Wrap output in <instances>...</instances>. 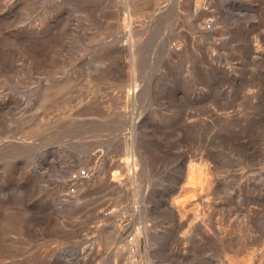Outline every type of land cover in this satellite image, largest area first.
I'll return each mask as SVG.
<instances>
[{
    "label": "rangeland",
    "instance_id": "1",
    "mask_svg": "<svg viewBox=\"0 0 264 264\" xmlns=\"http://www.w3.org/2000/svg\"><path fill=\"white\" fill-rule=\"evenodd\" d=\"M210 2L0 0V264H264V0Z\"/></svg>",
    "mask_w": 264,
    "mask_h": 264
},
{
    "label": "built area",
    "instance_id": "2",
    "mask_svg": "<svg viewBox=\"0 0 264 264\" xmlns=\"http://www.w3.org/2000/svg\"><path fill=\"white\" fill-rule=\"evenodd\" d=\"M90 174V169L88 166H77L74 169L70 170L68 173V178H67V188L66 192L67 193H74L77 191L80 182L88 177ZM133 238L131 237V240ZM130 240V241H131ZM131 251H137V247L135 245H131L129 248Z\"/></svg>",
    "mask_w": 264,
    "mask_h": 264
},
{
    "label": "bare ground",
    "instance_id": "3",
    "mask_svg": "<svg viewBox=\"0 0 264 264\" xmlns=\"http://www.w3.org/2000/svg\"><path fill=\"white\" fill-rule=\"evenodd\" d=\"M210 1H212V0H209V3H211ZM207 3H208V1H207ZM193 4H194V2H193ZM204 4V3H203ZM220 4H221V2H220ZM213 5H215V4H213ZM203 6V5H202ZM208 6V5H207ZM202 8V7H201ZM200 8V9H201ZM217 8V7H216ZM198 9V8H197ZM221 9V8H220ZM199 10V9H198ZM222 10V9H221ZM194 11H197V10H194ZM220 11V10H219ZM213 13V12H212ZM212 13H211V15H212ZM208 15V14H207ZM221 15H222V13H221ZM221 17V16H220ZM198 18V17H197ZM200 18V17H199ZM207 18H208V16H207ZM213 18V17H212ZM215 18H216V16H215ZM212 20V19H211ZM202 21V20H201ZM208 21H210V20H208ZM207 21V19H206V22H208ZM198 23V22H197ZM201 23V22H200ZM205 25L204 26H206V23H204ZM222 24V23H221ZM199 25V24H198ZM225 25V24H224ZM220 26V25H219ZM218 27V26H217ZM200 28V27H199ZM208 29V28H207ZM209 29H211V28H209ZM215 29V28H214ZM203 30H204V28H203ZM216 31V30H215ZM200 35V34H199ZM198 35V36H199ZM211 36V35H210ZM217 37V36H216ZM215 37V38H216ZM214 38V37H213ZM222 38V37H221ZM211 39V38H210ZM209 39V40H210ZM252 39V38H251ZM259 39V38H258ZM252 46V45H251ZM254 47H252V49H253ZM259 53V52H258ZM255 54H257V53H255ZM259 55V54H258ZM130 90V89H129ZM104 150V149H103ZM102 152V151H101ZM105 153V152H104ZM108 153V152H107ZM97 155H98V153H97ZM127 155V154H126ZM105 156H107V155H105ZM103 157V156H102ZM109 157V156H108ZM128 157H130V155H128ZM125 158V159H123L122 161L120 160V163H121V165L120 166H122V167H124L125 169H127V173L130 175V173H131V169L133 170L134 169V164L135 163H133V161H131L129 158ZM132 157V156H131ZM98 158H99V155H98ZM112 158H114V157H112ZM118 158V157H117ZM100 159V158H99ZM105 159H107V158H105ZM132 159V158H131ZM108 160V159H107ZM111 160V159H110ZM109 161V160H108ZM119 161V160H118ZM102 163V162H101ZM116 163V162H115ZM101 165V164H100ZM107 165V164H106ZM109 165V164H108ZM119 164H117L116 163V166H118ZM119 166V167H120ZM112 167H113V165H112ZM115 167V166H114ZM113 167V168H114ZM130 167H131V169H130ZM110 168V167H109ZM95 169V168H94ZM117 169H118V167H117ZM92 170V169H91ZM116 170V169H115ZM119 170V169H118ZM120 171V170H119ZM107 172V171H106ZM106 172H105V174H106ZM133 172V171H132ZM111 174L113 173L112 171L110 172ZM115 173H116V171H115ZM120 173H121V171H120ZM105 174H104V178H105ZM116 175V174H115ZM118 175V174H117ZM132 175V174H131ZM106 176H108V174H106ZM119 176V175H118ZM126 176V175H125ZM112 177H113V174H112ZM107 178V177H106ZM106 178H105V180H106ZM125 178V177H124ZM128 178V177H127ZM85 179V178H84ZM83 179V180H84ZM108 179V178H107ZM109 179H112V178H109ZM97 181V180H96ZM108 180H106V182H107ZM114 181H115V179H114ZM119 181H122V180H119ZM105 182V181H104ZM104 182H103V185H104ZM112 182V181H111ZM102 183V182H101ZM206 183V182H205ZM112 184V183H111ZM209 184V183H208ZM212 184V183H211ZM86 186H88V184H86ZM109 186H111V185H109ZM209 191V190H208ZM183 202V201H182ZM184 203V202H183ZM186 206V205H185ZM192 208V207H191ZM200 211V210H199ZM177 212V211H176ZM144 232V231H143Z\"/></svg>",
    "mask_w": 264,
    "mask_h": 264
}]
</instances>
